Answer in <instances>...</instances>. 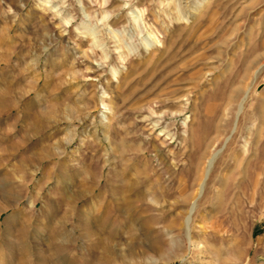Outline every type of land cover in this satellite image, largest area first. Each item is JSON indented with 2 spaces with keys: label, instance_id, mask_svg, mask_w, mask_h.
<instances>
[{
  "label": "rangeland",
  "instance_id": "obj_1",
  "mask_svg": "<svg viewBox=\"0 0 264 264\" xmlns=\"http://www.w3.org/2000/svg\"><path fill=\"white\" fill-rule=\"evenodd\" d=\"M0 264H264V0H0Z\"/></svg>",
  "mask_w": 264,
  "mask_h": 264
},
{
  "label": "bare ground",
  "instance_id": "obj_2",
  "mask_svg": "<svg viewBox=\"0 0 264 264\" xmlns=\"http://www.w3.org/2000/svg\"><path fill=\"white\" fill-rule=\"evenodd\" d=\"M188 222H189V216L187 215L186 216V219H185V223H186V225H187V227H188ZM188 231V230H187ZM186 236H187V238L189 239V233L188 232H186ZM105 250L107 251V250H109V246H105Z\"/></svg>",
  "mask_w": 264,
  "mask_h": 264
}]
</instances>
